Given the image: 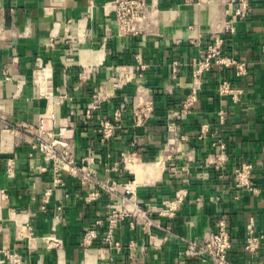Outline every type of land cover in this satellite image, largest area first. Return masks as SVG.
Instances as JSON below:
<instances>
[{
	"label": "crops",
	"instance_id": "0c3cea01",
	"mask_svg": "<svg viewBox=\"0 0 264 264\" xmlns=\"http://www.w3.org/2000/svg\"><path fill=\"white\" fill-rule=\"evenodd\" d=\"M115 1L0 0V118L36 124L51 111L56 129L76 121V155H94L156 223L131 215L116 228L119 247L100 249L101 226L85 245L109 199L87 201L94 187L72 176L56 185L40 150L32 160L31 135L0 129V264H212L207 254L185 251L219 220L231 234V264H264V242L257 253L245 249L251 219L264 235V0H248L243 18L235 15L237 0H144L146 17L131 35L119 33ZM228 21L235 32L225 31ZM216 35L224 37V58L245 63V73L213 62L198 101L184 110L195 64ZM225 82L233 92H221ZM95 94L100 108L85 123ZM148 102L153 111L138 124L135 111ZM116 112L121 127L103 140L100 123ZM221 143L227 161L207 167ZM125 152L138 156L132 172ZM243 163L253 170L239 186L235 170ZM180 192L176 214L160 215L164 198Z\"/></svg>",
	"mask_w": 264,
	"mask_h": 264
},
{
	"label": "built area",
	"instance_id": "2783aa9c",
	"mask_svg": "<svg viewBox=\"0 0 264 264\" xmlns=\"http://www.w3.org/2000/svg\"><path fill=\"white\" fill-rule=\"evenodd\" d=\"M235 7V15L243 18L247 15L248 0H237ZM116 13L119 33L121 35H131L140 32V24L144 21L148 4L144 0H116L113 4ZM226 32H235V24L233 21L226 22ZM224 37L216 35L208 44L206 57L199 60L194 67L193 77L194 85L190 93L186 96L183 108L188 110L197 101L199 97L200 84L205 71L209 70L213 62L236 65L238 73H245V63L238 62L235 59L226 60L223 56ZM6 78H10L6 75ZM232 89L227 82L221 86L222 93H231ZM100 108V100L97 94L87 103L84 110V122L88 123L92 118L94 111ZM153 111L151 102L139 110L135 111L137 123L140 124ZM121 112H116L115 120L104 119L100 123L98 132L103 140L112 138L117 130L121 127L119 122ZM54 115L51 111L43 113L39 116L36 124L20 123L12 125L0 118V129L4 133H16L24 131L31 135L29 140L31 147V157L33 160L34 151L40 150L44 157L52 163L54 172V182L56 185H62L66 176L78 178L83 184L92 185L94 188L86 195L87 201H95L103 196L109 199L105 214L95 220L87 229L84 235V244L92 245L99 235V227H104L101 238L100 249L108 247H119V242L115 237V231L120 223L126 217L135 216L138 219H143L146 225L156 223L155 217L151 215L149 210L143 209L141 205L134 202L129 194L132 192L131 187H125L121 190L122 185L119 181L112 179L105 171L101 170L100 163L95 159L94 155L88 154L84 157H78L75 152V137L78 129L76 121L67 120L57 129L54 128L52 119ZM123 163L132 172L138 163L136 153H123ZM227 161L226 146L221 143L217 146L214 155L209 156L206 160L207 167H214L217 170L221 169ZM162 165V164H161ZM113 168H117L116 164ZM253 170L252 163H243L240 168L235 170L237 184H249L247 177ZM137 181L134 179L132 182ZM125 186V185H124ZM49 192V191H48ZM121 198V204H114L112 201L116 198ZM185 193H177L174 197H165L163 207L159 210L162 216L172 217L179 210L184 202ZM61 209V206H58ZM170 230V226L166 227ZM264 242V235L257 234L254 231L253 219L247 225V238L245 249L257 253ZM232 247V239L229 230L226 227L224 220H219L217 229L206 233L199 241H191L187 246L185 254L188 256H196L207 254L212 259V264H231L229 260V251Z\"/></svg>",
	"mask_w": 264,
	"mask_h": 264
}]
</instances>
